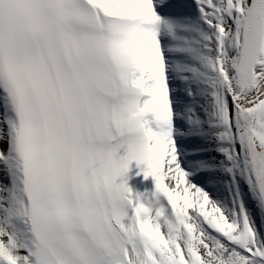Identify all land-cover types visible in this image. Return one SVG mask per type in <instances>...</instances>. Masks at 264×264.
Segmentation results:
<instances>
[{
  "label": "snow or ice",
  "instance_id": "6c2138e0",
  "mask_svg": "<svg viewBox=\"0 0 264 264\" xmlns=\"http://www.w3.org/2000/svg\"><path fill=\"white\" fill-rule=\"evenodd\" d=\"M0 264H264V0H0Z\"/></svg>",
  "mask_w": 264,
  "mask_h": 264
}]
</instances>
